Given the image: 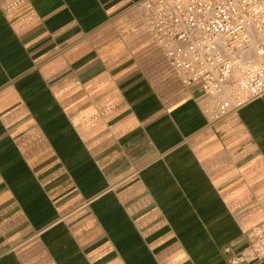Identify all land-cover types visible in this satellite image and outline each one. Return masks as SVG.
<instances>
[{"label": "crops", "instance_id": "crops-1", "mask_svg": "<svg viewBox=\"0 0 264 264\" xmlns=\"http://www.w3.org/2000/svg\"><path fill=\"white\" fill-rule=\"evenodd\" d=\"M142 0H0V264H264V95L213 119Z\"/></svg>", "mask_w": 264, "mask_h": 264}, {"label": "built area", "instance_id": "built-area-1", "mask_svg": "<svg viewBox=\"0 0 264 264\" xmlns=\"http://www.w3.org/2000/svg\"><path fill=\"white\" fill-rule=\"evenodd\" d=\"M168 65L219 119L264 95V0H142Z\"/></svg>", "mask_w": 264, "mask_h": 264}]
</instances>
